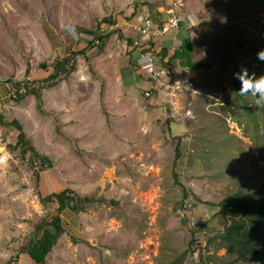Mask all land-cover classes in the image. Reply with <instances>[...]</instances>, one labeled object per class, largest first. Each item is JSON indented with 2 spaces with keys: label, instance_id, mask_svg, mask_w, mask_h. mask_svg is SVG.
<instances>
[{
  "label": "rangeland",
  "instance_id": "1",
  "mask_svg": "<svg viewBox=\"0 0 264 264\" xmlns=\"http://www.w3.org/2000/svg\"><path fill=\"white\" fill-rule=\"evenodd\" d=\"M171 8L177 32L192 44L191 62L201 69L181 74L176 62L170 88L158 92L140 78L132 94L147 123L139 126L132 116L112 122L104 109L101 123L88 114L80 124L64 125L51 110L53 88L41 91L39 110L33 97L16 102V88L0 86V264L17 257V264H29L16 254L56 208L44 210L39 197L63 188L94 202L85 213L61 215L65 233L46 264H227L235 258L219 239L229 223L217 213L226 197L264 186V106L240 96L231 73L240 65L264 72L255 57L264 49V0H0V82L44 79L51 70L40 65L50 68L91 43L75 58L79 84V74L95 75L92 62L104 50L118 64L128 54L116 25H102L100 34L111 35L94 42L99 22L124 24L143 10L165 20ZM103 72L99 82L113 78V70ZM77 91L69 89L72 105L91 94ZM13 120L36 152L51 158L52 171L32 168L31 152L21 157ZM120 122L123 135L116 131ZM191 185L197 231L175 214ZM192 237L206 249L189 247Z\"/></svg>",
  "mask_w": 264,
  "mask_h": 264
},
{
  "label": "trees",
  "instance_id": "2",
  "mask_svg": "<svg viewBox=\"0 0 264 264\" xmlns=\"http://www.w3.org/2000/svg\"><path fill=\"white\" fill-rule=\"evenodd\" d=\"M102 25L114 26L116 24L109 18L103 19L97 24L94 42L99 44H103L109 35H111L100 34ZM116 33H118L117 38L119 40H124L128 45H132V40L123 38L118 31ZM91 46L92 44L89 43L86 48L78 52H72L69 56L55 61L50 68L46 65H40L39 68L44 71L51 70L44 79L33 80L23 84L12 83L7 80L0 82V86L9 84L12 88H16V98H12L16 102L22 101L26 97H33L36 101L37 108L41 110V91L43 89L54 88L63 81H68L76 70L75 58L84 56ZM153 47L155 45L151 44L152 49ZM192 51L190 40L185 39L179 48V52L172 55L167 62L179 61L181 74L201 69L200 65L191 62ZM158 55L160 56V60H163L167 57V51L162 49ZM0 123H2L1 118ZM10 126L18 132L15 147L21 148V157L24 158L26 153L31 152L33 157L28 161H30L32 168L37 169L39 167V173L48 170L52 171L54 169L52 161L36 152L27 141L21 125L13 120ZM178 158L179 152H176V159ZM93 202L91 198L80 196L68 188H63L55 192L50 191L40 196L39 203L44 210L48 211L51 205H54L56 208L47 221L43 220L34 227V233L30 237L29 242L21 247L16 255H22L27 259L29 264H46V258L53 248H55L60 237L65 233L62 226L61 214L65 210H69L76 215L85 213L91 208L90 206ZM217 215L229 223L224 228L223 234L219 236V239L225 245L226 256L235 257L227 264H264V186L256 189L251 194L238 193L226 197L220 203V209ZM206 245L208 246V243ZM189 247L196 248L199 251L202 249L193 237L191 238ZM204 248L206 249V247ZM17 258L14 259V263L12 262V264H17L15 262Z\"/></svg>",
  "mask_w": 264,
  "mask_h": 264
},
{
  "label": "crops",
  "instance_id": "3",
  "mask_svg": "<svg viewBox=\"0 0 264 264\" xmlns=\"http://www.w3.org/2000/svg\"><path fill=\"white\" fill-rule=\"evenodd\" d=\"M145 13L147 12L143 10L139 13L134 14L133 19L129 20V22H125L124 24L118 22V24H116V27H118V29L121 31L123 37L125 39L132 40L133 42V45H130L128 48V54L119 61V64L115 61H107L106 59H108L107 57L110 53L107 50H104V52L101 53V58L97 57L99 59L95 62H92L94 65V70H92V73L94 72L95 75L88 73L79 74L81 75L82 80L78 84L77 82H73L74 76H77L75 74L76 72H74L68 79V81L59 83L51 90V110L54 111L55 114H57V117H60V121L62 124L72 122L73 124L74 122H78L80 124L82 122V116L88 114H97V117H99L98 120L101 123L102 117L100 115L103 114L104 109H106L107 111L106 113L109 121L112 122L115 120H124L125 118L132 116L138 122L139 126L143 123L142 119H144L147 123L148 117H146V115L141 112V106L132 94L136 87L141 86L140 78L147 80L146 76L138 71L136 67V61L140 56V50L139 48L134 46V42L138 41L139 39V36L136 32V27H138L139 21ZM183 33V31H170L165 36L152 41L155 45V50L158 53L162 49H165L167 51V57H165L163 60H158L155 64V67L157 64H159L160 66L164 67L163 70L165 69L166 71L170 72L169 68L173 67V65H176V62H178L179 66V61H171V63H168L167 61L172 55L176 54V51L179 52V48L181 47L183 41L186 39ZM124 48L125 46L122 45V51L124 50ZM156 69L158 70L157 67ZM104 70H113V78L106 76L105 81L100 80L101 82H99V77L105 75L103 72ZM148 84L153 85V83L150 81H148ZM78 88H80L81 90L87 89V91H90L91 94L89 95V97H82L80 95L79 101L73 102L74 105H72V103H70L71 100L69 97V89H71L72 92L75 93L80 92L77 91ZM101 91L103 92L101 93ZM60 102H62L63 104ZM139 114L144 117L140 116ZM69 125L70 124H68V126ZM119 125L120 127L116 126L118 128V130L116 129V131H118L120 135H123V130L125 129V127L121 122ZM74 129L75 131H80L79 128L77 129V126H74ZM83 133H85V131H83ZM81 136L82 131L77 137ZM116 137L120 136L117 135ZM85 139L86 138H83V140ZM103 149L104 148H101V150ZM103 152L114 156L113 151L110 152L107 150H103ZM65 214L67 213L64 211L61 214L62 217L63 215L65 216ZM67 217L68 216L66 215V218ZM69 220H71V218H69ZM20 258L25 259L23 256H21Z\"/></svg>",
  "mask_w": 264,
  "mask_h": 264
},
{
  "label": "built area",
  "instance_id": "4",
  "mask_svg": "<svg viewBox=\"0 0 264 264\" xmlns=\"http://www.w3.org/2000/svg\"><path fill=\"white\" fill-rule=\"evenodd\" d=\"M166 16L165 20H157V17H152L149 14H144L140 21L138 27H136V32L139 36L138 41L134 42V46L139 48L140 56L136 61V67L138 71H140L143 75L146 76L147 80L153 83V87L151 90L158 92L161 87L170 88L171 82V74L166 70H156L154 66L158 60H160L159 53L151 48V44H154L152 41L157 40L170 31L179 30V20L175 15L174 9H169L164 13ZM173 21L175 24L173 25ZM160 80H163L164 83H160ZM177 89V88H176ZM148 90L144 93L146 98L150 97L152 91ZM190 193H187L185 198H182L179 202V206L176 210L177 217L189 224L190 230H197L196 220H195V210H196V202L194 201V186L191 185ZM192 194V195H191ZM198 244L201 243L197 241ZM203 249L204 246H201Z\"/></svg>",
  "mask_w": 264,
  "mask_h": 264
},
{
  "label": "clouds",
  "instance_id": "5",
  "mask_svg": "<svg viewBox=\"0 0 264 264\" xmlns=\"http://www.w3.org/2000/svg\"><path fill=\"white\" fill-rule=\"evenodd\" d=\"M172 23L174 25L175 21ZM194 35L193 33V37ZM255 57L256 60L264 62V49L258 50ZM231 76L239 83V88L236 91L240 96H251L257 106H264V72L257 75L255 72H250L247 67L240 65L238 71H233Z\"/></svg>",
  "mask_w": 264,
  "mask_h": 264
},
{
  "label": "water",
  "instance_id": "6",
  "mask_svg": "<svg viewBox=\"0 0 264 264\" xmlns=\"http://www.w3.org/2000/svg\"><path fill=\"white\" fill-rule=\"evenodd\" d=\"M176 53H178V51H176Z\"/></svg>",
  "mask_w": 264,
  "mask_h": 264
}]
</instances>
